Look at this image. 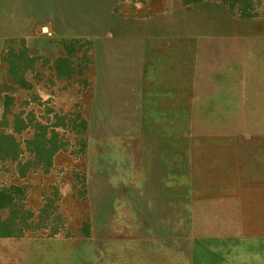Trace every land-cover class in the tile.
<instances>
[{"label":"rangeland","instance_id":"1","mask_svg":"<svg viewBox=\"0 0 264 264\" xmlns=\"http://www.w3.org/2000/svg\"><path fill=\"white\" fill-rule=\"evenodd\" d=\"M218 1L0 0V264H264V96L189 88L264 0Z\"/></svg>","mask_w":264,"mask_h":264},{"label":"crops","instance_id":"2","mask_svg":"<svg viewBox=\"0 0 264 264\" xmlns=\"http://www.w3.org/2000/svg\"><path fill=\"white\" fill-rule=\"evenodd\" d=\"M202 2L219 3L218 0ZM254 32V38L241 43L238 40H235L234 44L218 39L200 40L199 42L204 44L201 47L208 50L204 53V59L200 58L198 75L191 78L189 74V84L191 79L193 80L189 88L197 90L198 86L199 90L190 93L213 95L223 83H226L237 90L234 94L264 96V27H258ZM224 42L230 43L229 50L221 51L220 48H226L222 45ZM220 53H227L229 57L222 60ZM204 89L207 91H203Z\"/></svg>","mask_w":264,"mask_h":264},{"label":"trees","instance_id":"3","mask_svg":"<svg viewBox=\"0 0 264 264\" xmlns=\"http://www.w3.org/2000/svg\"><path fill=\"white\" fill-rule=\"evenodd\" d=\"M231 6L233 5L231 4ZM60 62L64 63V62H68V60L65 58H61ZM78 119L79 117L77 116L73 120L75 122L74 126L77 128V130L75 131L79 133L80 130L84 131L86 122L85 120H81L80 122H78ZM27 126H30L31 129H33V136H32L33 139L30 140L28 143L29 144L34 143L37 145L36 148L34 149L35 153L38 154V155L35 154L36 157H40L39 154H43V156H49L52 165L53 164L52 157H54V155L57 152L64 149L66 146H62V145H67V143L63 141V139H60L59 135L53 129L49 131V125L46 126L41 125L39 127H36L31 124L27 125V123L23 124V127H27ZM18 131H20V129L16 128V132Z\"/></svg>","mask_w":264,"mask_h":264},{"label":"bare ground","instance_id":"4","mask_svg":"<svg viewBox=\"0 0 264 264\" xmlns=\"http://www.w3.org/2000/svg\"><path fill=\"white\" fill-rule=\"evenodd\" d=\"M76 2H77V1H76ZM70 7H71V8H74V7H75V5H71ZM72 10H73V9H72ZM69 12H70V13H72V11H71V10H70ZM108 22H109V21H108ZM111 23H112V21H111ZM119 26H120V25H119ZM123 26H124V25H123ZM129 26H130V25H129ZM120 28H121V27H120ZM117 29H118V28H117ZM117 29H116V31H117Z\"/></svg>","mask_w":264,"mask_h":264}]
</instances>
